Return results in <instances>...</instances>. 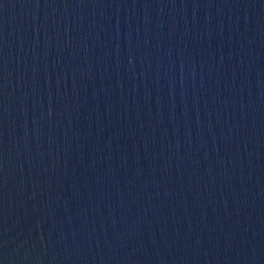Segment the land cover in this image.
Segmentation results:
<instances>
[{"label":"water","instance_id":"95a60500","mask_svg":"<svg viewBox=\"0 0 264 264\" xmlns=\"http://www.w3.org/2000/svg\"><path fill=\"white\" fill-rule=\"evenodd\" d=\"M0 264H264V0H0Z\"/></svg>","mask_w":264,"mask_h":264}]
</instances>
